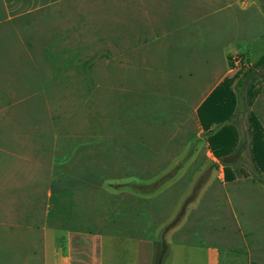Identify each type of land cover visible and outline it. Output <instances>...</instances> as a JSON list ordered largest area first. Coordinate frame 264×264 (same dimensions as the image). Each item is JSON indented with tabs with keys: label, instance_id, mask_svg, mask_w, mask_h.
Returning <instances> with one entry per match:
<instances>
[{
	"label": "crops",
	"instance_id": "obj_1",
	"mask_svg": "<svg viewBox=\"0 0 264 264\" xmlns=\"http://www.w3.org/2000/svg\"><path fill=\"white\" fill-rule=\"evenodd\" d=\"M261 4L0 0V264H264L240 222L264 215Z\"/></svg>",
	"mask_w": 264,
	"mask_h": 264
},
{
	"label": "trees",
	"instance_id": "obj_2",
	"mask_svg": "<svg viewBox=\"0 0 264 264\" xmlns=\"http://www.w3.org/2000/svg\"><path fill=\"white\" fill-rule=\"evenodd\" d=\"M264 2V0H262ZM262 9L264 10V3L261 4ZM264 64V56L260 58L255 64H253L251 67H249L245 73V76L247 77L250 75L255 69H257L260 65ZM231 83V79L224 80L220 86L214 91V93H219L223 89H227ZM254 93L248 89L247 91V98L250 101L251 98H253ZM229 97L232 99V94L228 93ZM250 106V105H248ZM248 122L250 125V133L252 136V160L257 165L258 169H260L264 173V133L257 122V120L253 117L252 114H249L248 116ZM263 139V141H261ZM172 177L171 174L165 175L162 178L157 179L156 181L152 183L147 184H120V185H108V188L110 189H120V188H126L131 191L140 193V194H150L156 190H158L166 181H168ZM202 183L195 186L190 194L182 201L180 207L178 208V211L176 212L173 219L162 229L163 234L169 232L170 230L177 227L182 219L185 216V213L190 206L192 202L195 201L198 192L200 190V185ZM157 264H159V259L157 261Z\"/></svg>",
	"mask_w": 264,
	"mask_h": 264
},
{
	"label": "rangeland",
	"instance_id": "obj_3",
	"mask_svg": "<svg viewBox=\"0 0 264 264\" xmlns=\"http://www.w3.org/2000/svg\"><path fill=\"white\" fill-rule=\"evenodd\" d=\"M259 1L264 3L262 0H259ZM259 44H262V47L260 49H261V52L264 54V40ZM252 58L251 59L254 60V58L256 57L253 56ZM243 62H244L243 65L245 67H243L240 70L241 72L244 71L250 63L249 61H246L245 59L243 60ZM256 71L257 73L255 74L256 75L255 83L259 84L261 79L264 78V65L259 66ZM96 99H97V105H108V94L97 95ZM258 186L262 192L261 195H264V179L259 181ZM233 201L236 202L234 198H233ZM240 213H241L240 222L247 235L248 240L251 241L253 244L264 245V215L258 212V215H257L258 219H255L256 220L255 223L254 222L251 223L249 222V218L247 217L245 212H240Z\"/></svg>",
	"mask_w": 264,
	"mask_h": 264
},
{
	"label": "built area",
	"instance_id": "obj_4",
	"mask_svg": "<svg viewBox=\"0 0 264 264\" xmlns=\"http://www.w3.org/2000/svg\"><path fill=\"white\" fill-rule=\"evenodd\" d=\"M231 62H232V68L233 69H239L242 66V64H243V61H242V59L240 57L232 58Z\"/></svg>",
	"mask_w": 264,
	"mask_h": 264
}]
</instances>
